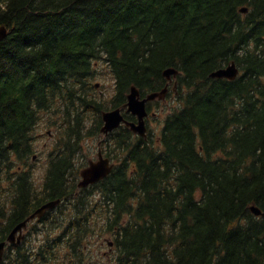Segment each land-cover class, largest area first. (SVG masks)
Wrapping results in <instances>:
<instances>
[{
	"label": "trees",
	"instance_id": "obj_1",
	"mask_svg": "<svg viewBox=\"0 0 264 264\" xmlns=\"http://www.w3.org/2000/svg\"><path fill=\"white\" fill-rule=\"evenodd\" d=\"M2 25L0 242L61 203L0 264H264V0H0ZM232 61L236 79L211 77ZM171 67L177 104L158 134L102 133L104 111L133 85L161 91ZM106 71L115 86L102 95ZM45 128L55 140L39 181ZM89 139L115 166L80 188Z\"/></svg>",
	"mask_w": 264,
	"mask_h": 264
},
{
	"label": "water",
	"instance_id": "obj_2",
	"mask_svg": "<svg viewBox=\"0 0 264 264\" xmlns=\"http://www.w3.org/2000/svg\"><path fill=\"white\" fill-rule=\"evenodd\" d=\"M247 7L241 9L242 12H248ZM9 33V28L5 25L0 26V41L5 39ZM180 70L174 67L167 68L164 71V76L169 80V83L173 81L174 77H177ZM240 74V68L235 61H232L228 65L219 68L211 73L213 78H227L230 80L236 79ZM176 88L177 81L174 83ZM168 85L164 87L161 91H154L148 93L146 96L142 97L140 89L133 85L131 87L130 93L128 94V101L123 106L128 112L133 113L137 116V121H128L122 111V107L110 109L103 112L104 124L102 126V132L106 135L115 129L119 128L123 123L132 129L135 133H138L144 137L147 136L148 128L146 125V117L149 112L147 110V103L156 99H165L168 93ZM114 169V163L111 162L109 157H105L102 151L98 153L97 160H91L90 163L84 167L81 171V179L78 183L80 188L88 187L89 185L95 184L96 182L107 177ZM61 199L51 200L44 203L42 206L37 208L26 220L19 223L8 235L7 240L0 242V263L3 261L6 245L8 243H20L25 235L21 234L18 236V232L22 231L28 226V222L35 219L36 217H43L46 212L50 209L55 208ZM253 212L260 216L263 212L255 206H252ZM112 245L113 243L110 242Z\"/></svg>",
	"mask_w": 264,
	"mask_h": 264
},
{
	"label": "rangeland",
	"instance_id": "obj_3",
	"mask_svg": "<svg viewBox=\"0 0 264 264\" xmlns=\"http://www.w3.org/2000/svg\"><path fill=\"white\" fill-rule=\"evenodd\" d=\"M95 81L99 83V86H97L99 94L108 95L113 92L115 83L107 71L104 74L96 77ZM171 91L172 92L167 95L166 100L154 101L150 109V112L151 113L154 112L155 115L150 116L148 120V125L150 127V130H152L157 134L160 132L165 117L171 113L173 107L177 104V99L175 96L176 92H174V90ZM54 140H55L54 134L53 133L49 134L48 129L46 128L43 129L42 133L38 135V139L36 143L37 157L33 160V162L35 163L33 170L36 178L39 181H41V179L43 178L46 169L47 153L49 152L47 146L49 145L50 147L52 142H54ZM85 145L87 147L91 146L90 156L86 160L87 163L89 162V159H97V153L100 147L99 142L89 139L85 142ZM84 152L87 153L86 149L84 150ZM84 162H85L84 158H80L78 160L79 165L83 164ZM92 240H93V249L95 250V252L101 254L104 257H106L108 254L110 255L111 245H109L108 242L110 241L108 239L96 238V240L95 239ZM96 241H98V243Z\"/></svg>",
	"mask_w": 264,
	"mask_h": 264
},
{
	"label": "flooded vegetation",
	"instance_id": "obj_4",
	"mask_svg": "<svg viewBox=\"0 0 264 264\" xmlns=\"http://www.w3.org/2000/svg\"><path fill=\"white\" fill-rule=\"evenodd\" d=\"M152 115H155V114H153V113L150 112V115H149L148 118H147V125H148V120H149L150 116H152ZM19 223H20V222H19ZM19 223L15 224V225L12 227L11 231H12V230H13V229H14ZM29 231H30V225H28V227H27V228H24L22 231H19V232H18V236L21 235V234H23V235H25V237L21 240L20 243H17L18 241H16V243H14V244H8L7 247H6V250H9V247H10L11 245H20V244H22V243L25 241V239L28 238V236H29ZM27 234H28V235H27Z\"/></svg>",
	"mask_w": 264,
	"mask_h": 264
}]
</instances>
